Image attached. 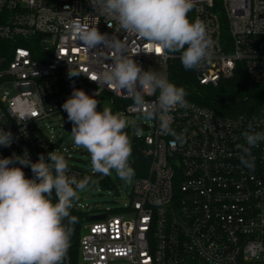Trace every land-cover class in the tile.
<instances>
[{"label":"built area","instance_id":"2783aa9c","mask_svg":"<svg viewBox=\"0 0 264 264\" xmlns=\"http://www.w3.org/2000/svg\"><path fill=\"white\" fill-rule=\"evenodd\" d=\"M194 3L189 19L203 21L213 41L210 58L195 70L198 84L216 86L241 64L252 83L264 85V0ZM76 23L125 41L129 58L166 77L170 60L181 55L156 53L93 11L90 0H0V127L14 138L10 147L0 146V158L26 151L35 163L60 152L52 120H68L62 104L73 89L129 115L155 106L158 92L138 106L123 91L91 80L107 70L115 52L84 47ZM70 68L80 74L70 77ZM19 102L30 105L28 117L21 118ZM168 116L179 138L161 133L153 119L150 132L136 138L150 157L148 175L135 179L118 214L85 216L88 224H81L77 247L68 249L63 264H264V141L251 149V167L241 164L238 148L243 132L264 131V118L218 115L192 102ZM23 171L33 177L30 167ZM69 175L94 176L72 165Z\"/></svg>","mask_w":264,"mask_h":264},{"label":"clouds","instance_id":"9594fccd","mask_svg":"<svg viewBox=\"0 0 264 264\" xmlns=\"http://www.w3.org/2000/svg\"><path fill=\"white\" fill-rule=\"evenodd\" d=\"M90 4L106 20H115L119 30L147 41L154 50L159 48L160 54L179 52L185 70L198 69L211 56L213 41L205 24L198 18H188L195 7L194 0H90ZM107 25L112 27L111 23ZM73 28L87 49L103 46L115 52L107 70L91 80L123 91L138 106L147 103L146 95L158 92L155 106L143 116L158 120L161 133L178 139L168 113L187 106L186 90L129 58L125 41L101 33L97 26L76 23ZM79 74L69 69L70 77ZM19 103L21 118L28 117L30 105ZM98 105L95 94L89 95L82 89H73L62 104L73 125V143L89 153L94 173L107 176L115 172L120 179L130 181L134 175L130 163L132 146L125 129L136 122L110 107L98 110ZM242 136L245 143L238 145L240 161L251 167V149L264 141V131L250 129ZM13 142L12 132L0 127V146L10 147ZM23 167L31 168L32 178L26 177ZM90 179L69 175L66 157L57 150L47 157L40 155L35 163L26 151L23 155L13 153L0 158V264H63L77 220L70 209L78 199V191Z\"/></svg>","mask_w":264,"mask_h":264},{"label":"trees","instance_id":"16d2710c","mask_svg":"<svg viewBox=\"0 0 264 264\" xmlns=\"http://www.w3.org/2000/svg\"><path fill=\"white\" fill-rule=\"evenodd\" d=\"M167 77L169 81L186 90L187 102L207 107L218 115L233 116L245 113L264 118V85L252 83L241 64L237 65L231 78L219 80L216 86H202L196 80L195 70H185L180 57H175L169 62ZM146 149L140 140H134L131 166L134 169L135 179L148 175L150 157L146 154ZM98 184L108 187L110 181L108 178H99ZM70 212L77 218L72 226L70 244V249L75 251L85 215L73 208Z\"/></svg>","mask_w":264,"mask_h":264},{"label":"rangeland","instance_id":"374dc122","mask_svg":"<svg viewBox=\"0 0 264 264\" xmlns=\"http://www.w3.org/2000/svg\"><path fill=\"white\" fill-rule=\"evenodd\" d=\"M104 107H110L113 112H119L127 116L130 122H136L134 126L125 129L129 135L131 146L136 138L143 137L150 132L153 119H146L141 114H125L122 109L115 108L107 99L99 103L98 110H102ZM52 123L57 126L54 133V149H58L66 157L68 165L76 166L83 171L94 174L86 187L78 191V199L73 201L72 206L85 213V216L100 215L102 213L118 214V210L129 202L135 181L134 175L130 181H125L120 179L115 172L107 176L94 173L91 168L89 153L73 143L71 136L72 123L67 119L61 121L55 119L52 120ZM137 127L140 129L139 132L136 130ZM99 178H108L110 185L108 187L100 186L98 184ZM87 224L88 222L83 221V225Z\"/></svg>","mask_w":264,"mask_h":264},{"label":"water","instance_id":"95a60500","mask_svg":"<svg viewBox=\"0 0 264 264\" xmlns=\"http://www.w3.org/2000/svg\"><path fill=\"white\" fill-rule=\"evenodd\" d=\"M104 218H105V215L88 216L86 217V221L102 220Z\"/></svg>","mask_w":264,"mask_h":264},{"label":"snow or ice","instance_id":"6c2138e0","mask_svg":"<svg viewBox=\"0 0 264 264\" xmlns=\"http://www.w3.org/2000/svg\"><path fill=\"white\" fill-rule=\"evenodd\" d=\"M155 51H156V53H159V52H160V49H159V48H157Z\"/></svg>","mask_w":264,"mask_h":264}]
</instances>
